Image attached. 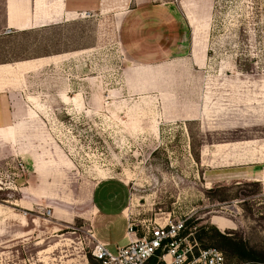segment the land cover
Listing matches in <instances>:
<instances>
[{"label":"rangeland","instance_id":"obj_1","mask_svg":"<svg viewBox=\"0 0 264 264\" xmlns=\"http://www.w3.org/2000/svg\"><path fill=\"white\" fill-rule=\"evenodd\" d=\"M0 96V264L169 214L264 250V0H0Z\"/></svg>","mask_w":264,"mask_h":264},{"label":"built area","instance_id":"obj_2","mask_svg":"<svg viewBox=\"0 0 264 264\" xmlns=\"http://www.w3.org/2000/svg\"><path fill=\"white\" fill-rule=\"evenodd\" d=\"M195 229L188 228L186 217L169 214L154 221L130 222L127 243L114 249L97 239L92 229L87 230L88 236L80 239V244H92L94 263L86 257V264H235L222 249L203 246L194 235Z\"/></svg>","mask_w":264,"mask_h":264},{"label":"trees","instance_id":"obj_3","mask_svg":"<svg viewBox=\"0 0 264 264\" xmlns=\"http://www.w3.org/2000/svg\"><path fill=\"white\" fill-rule=\"evenodd\" d=\"M211 239L215 240L214 244L203 246H214L222 249L230 262H232V259H236L237 262L235 264H264V250H256L250 247L249 244L241 238L227 235L217 230L211 236Z\"/></svg>","mask_w":264,"mask_h":264},{"label":"crops","instance_id":"obj_4","mask_svg":"<svg viewBox=\"0 0 264 264\" xmlns=\"http://www.w3.org/2000/svg\"><path fill=\"white\" fill-rule=\"evenodd\" d=\"M13 11H9L8 14V21L11 23V19L14 18V13H12ZM17 114L18 112L16 111V109L12 110L9 109L7 107L6 101L0 96V136L2 138H4L5 140L7 138H9L10 136L12 138H16L19 135V129L22 128L21 124H16L13 125V123L17 120ZM54 215H56L55 217H60L65 219V216L63 214H61V212H57L56 210L54 211ZM58 213V214H57ZM52 215V212H51ZM58 222H61L60 220H58ZM51 238H47L45 239L50 240ZM76 248V247H75ZM47 250V249H45ZM71 252L70 249H61L60 251V255L63 256L65 254L63 253H68L69 255H66L65 257V264H86V257L81 255V258L79 257V255H77L76 257H71L74 256L75 253H69ZM74 252V251H73ZM80 252L77 251V254H79ZM59 254V253H57ZM58 255V256H60ZM60 256V258H61Z\"/></svg>","mask_w":264,"mask_h":264}]
</instances>
